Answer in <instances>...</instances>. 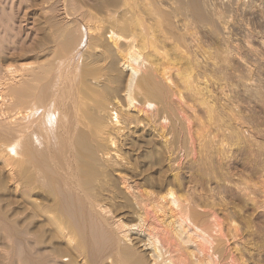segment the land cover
I'll use <instances>...</instances> for the list:
<instances>
[{
	"label": "bare ground",
	"instance_id": "obj_1",
	"mask_svg": "<svg viewBox=\"0 0 264 264\" xmlns=\"http://www.w3.org/2000/svg\"><path fill=\"white\" fill-rule=\"evenodd\" d=\"M34 7L0 43V264H264V0Z\"/></svg>",
	"mask_w": 264,
	"mask_h": 264
},
{
	"label": "rangeland",
	"instance_id": "obj_2",
	"mask_svg": "<svg viewBox=\"0 0 264 264\" xmlns=\"http://www.w3.org/2000/svg\"><path fill=\"white\" fill-rule=\"evenodd\" d=\"M32 3L35 5V0L34 1L33 0H0V22L2 20V22H1L2 24L0 23V30H1L0 31V34H1L0 39H2L0 43H2L3 41H6L5 42L6 44L3 43V45L5 44L4 47H8L10 45L9 49L13 48L15 46V44H17V43L19 44L21 39L22 38L24 39L25 37H27V38H25V40H27V41L29 40L31 32H32V21H33L32 13L34 12V8H35ZM1 25H3L2 27L5 28V31L7 32V34H6V32L2 34V32H4L3 31L4 29L1 27ZM9 25L11 28L9 27ZM13 37L14 38L16 37V38L14 39ZM9 40H10V42L11 41L12 42L10 43ZM7 42L10 43L8 46H7ZM13 42H14V44H13ZM11 45H14V46H11ZM243 169L244 168L240 169L241 172ZM245 172L247 173V171L243 170L242 173H244V175H246ZM244 177L246 178L247 176H244ZM244 177L243 178L241 177L242 180L244 179ZM222 220H224V219L222 218ZM2 236H4V235H0V239H1L0 240V255H2L1 253H4V251L7 250L6 246H5L6 250H3L4 245H7V243L5 244L4 237H2ZM249 237H251L254 240V242H256V244H257V241H256L257 237L256 236L250 235ZM254 237H256V238H254ZM251 238L248 239L249 243H252L255 245V243L252 242L253 240ZM252 244H250V246L253 247L254 245H252ZM253 248H255V246ZM1 258H2V256H0V259ZM2 259H1V261H2Z\"/></svg>",
	"mask_w": 264,
	"mask_h": 264
}]
</instances>
